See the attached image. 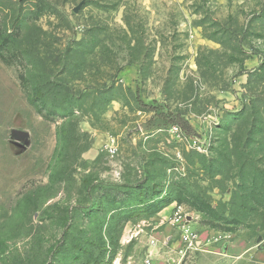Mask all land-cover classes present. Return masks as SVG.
Segmentation results:
<instances>
[{"label": "rangeland", "instance_id": "obj_1", "mask_svg": "<svg viewBox=\"0 0 264 264\" xmlns=\"http://www.w3.org/2000/svg\"><path fill=\"white\" fill-rule=\"evenodd\" d=\"M176 206L181 264H264V0H0V264H143Z\"/></svg>", "mask_w": 264, "mask_h": 264}, {"label": "crops", "instance_id": "obj_2", "mask_svg": "<svg viewBox=\"0 0 264 264\" xmlns=\"http://www.w3.org/2000/svg\"><path fill=\"white\" fill-rule=\"evenodd\" d=\"M191 220V219H189ZM192 223V221H190ZM167 233V232H166ZM163 237L160 236L159 239H162ZM168 241L167 244L170 245L171 247V251L169 252L168 248H164L159 241L157 242L156 239H154L153 237H151L149 243L146 245V253L145 255H147L148 252L151 253L153 259H154V264H164V258L166 257V255H168L169 253H175L176 256H178V258L175 257V255L173 256H169L167 257V261L169 264H179L180 262V256L177 254L179 249H180V245L178 243H180L178 241V243H172L173 241V235H169L167 237ZM206 237L204 235V233H200V241L198 242V248L200 249H204L205 246H208V243H206ZM151 240H155L154 243L151 242ZM238 241H232V242H228L226 244L223 245V254L226 258L230 259L231 261L233 260L234 264H254L255 260H253L251 263H249V247H247L246 249H242L239 250L238 247ZM214 250V251H213ZM213 253H216V247H213L212 249ZM131 257V256H129ZM173 262V263H172Z\"/></svg>", "mask_w": 264, "mask_h": 264}, {"label": "trees", "instance_id": "obj_3", "mask_svg": "<svg viewBox=\"0 0 264 264\" xmlns=\"http://www.w3.org/2000/svg\"><path fill=\"white\" fill-rule=\"evenodd\" d=\"M39 93L40 91L37 92V94ZM140 104L143 108L154 113L150 119V124L152 126L165 127L168 125H175L178 126L186 136L190 137L196 134L194 127L183 113L173 111L169 106L158 103L157 101L150 103L140 101Z\"/></svg>", "mask_w": 264, "mask_h": 264}, {"label": "built area", "instance_id": "obj_4", "mask_svg": "<svg viewBox=\"0 0 264 264\" xmlns=\"http://www.w3.org/2000/svg\"><path fill=\"white\" fill-rule=\"evenodd\" d=\"M189 223L190 222L183 213L182 207L176 206L174 209L172 224L179 230L182 242V247L179 249V264L182 263V261L189 255L190 252L198 248V242L200 241V234L193 230ZM151 242L154 243L155 240H151ZM143 264H154V259L150 252H148L145 256Z\"/></svg>", "mask_w": 264, "mask_h": 264}, {"label": "water", "instance_id": "obj_5", "mask_svg": "<svg viewBox=\"0 0 264 264\" xmlns=\"http://www.w3.org/2000/svg\"><path fill=\"white\" fill-rule=\"evenodd\" d=\"M80 7H77L75 10L78 11ZM173 263V262H172Z\"/></svg>", "mask_w": 264, "mask_h": 264}]
</instances>
